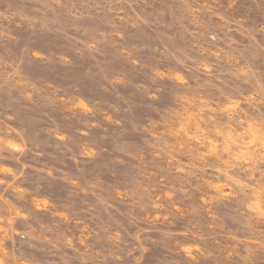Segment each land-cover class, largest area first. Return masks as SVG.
<instances>
[{"label": "rangeland", "instance_id": "rangeland-1", "mask_svg": "<svg viewBox=\"0 0 264 264\" xmlns=\"http://www.w3.org/2000/svg\"><path fill=\"white\" fill-rule=\"evenodd\" d=\"M0 264H264V0H0Z\"/></svg>", "mask_w": 264, "mask_h": 264}]
</instances>
